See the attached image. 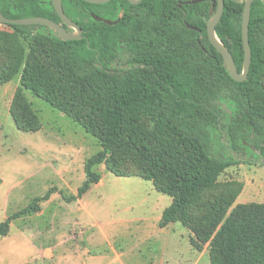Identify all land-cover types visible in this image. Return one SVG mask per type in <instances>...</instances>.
I'll return each instance as SVG.
<instances>
[{"label": "trees", "instance_id": "obj_1", "mask_svg": "<svg viewBox=\"0 0 264 264\" xmlns=\"http://www.w3.org/2000/svg\"><path fill=\"white\" fill-rule=\"evenodd\" d=\"M187 1L61 0L83 37L65 41L46 25L8 24L33 36V47L27 58L21 52L13 63H8L12 53L4 51L0 76L7 78L23 64V83L98 139L101 150L85 162L80 195L100 181L94 167L107 161L118 175L151 180L157 191L171 197L160 226L180 221L202 243L211 240V264H264V204L236 206L216 231L242 188L236 181L219 184L217 172L239 163L264 165V112L252 102L257 95L264 99V4L253 1L252 61L247 79L237 81L208 38L207 22L216 12V0ZM0 6L6 17H48L73 31L52 0H0ZM243 8L225 0L216 26L239 72L244 61ZM47 50L53 58L44 57L47 65L36 66L35 52L45 56ZM125 51L133 53L136 63L126 69L111 67L112 59ZM223 102L233 105L231 118ZM10 111L20 130L41 128L22 93L16 94ZM123 150L137 157V171L110 164ZM171 151H176V160H169ZM9 229V220L0 222V236ZM196 239L192 243L201 250Z\"/></svg>", "mask_w": 264, "mask_h": 264}, {"label": "rangeland", "instance_id": "obj_2", "mask_svg": "<svg viewBox=\"0 0 264 264\" xmlns=\"http://www.w3.org/2000/svg\"><path fill=\"white\" fill-rule=\"evenodd\" d=\"M190 1L186 3H192ZM230 1L235 4L245 2ZM32 47L33 36L28 37L26 33L0 22V65L5 62L4 51L12 53L8 63H13L21 52L24 59L27 58ZM34 57V64L39 66L47 65L44 57L53 58V55L48 51L42 56L36 51ZM133 57L132 52L125 51L113 58L110 65L115 69L132 67L136 63ZM22 65L16 72H8L7 78L0 76V222L10 221L8 234L0 236V264H61L65 253L76 250L77 245L86 247L90 238L104 239L109 248L111 245L116 250H123L128 242L116 232L124 235L123 229L127 227L120 220L125 218H137L136 224L146 219L151 233L161 235L170 231L168 234L172 239H168L175 247L166 252L167 264H195V253L198 256L196 264H211V240L202 243L180 221L171 222L165 228L160 226L158 217L172 198L157 191L151 180L118 175L104 161L94 167L101 174L100 181L79 194L78 190L86 180L85 162L101 150V145L82 125L52 107L23 83ZM18 92L25 96L38 115L39 130L22 131L17 127L10 110ZM252 102L257 110L264 112L261 96H255ZM221 104L231 118L233 105L230 102ZM118 153L110 160L111 165L118 170L139 169L134 166L137 157L134 160L128 150ZM174 153L176 151H171L170 161L176 160ZM231 181L242 183V188L216 231L236 206L264 204V165L239 163L217 172L216 182L219 184ZM61 204L83 209L88 218L93 217L95 221L76 224L72 215L67 216V210L58 208ZM22 210L25 211L23 214L13 217ZM194 237L199 245L202 244L201 250L193 245ZM55 238L63 239L58 241ZM63 246L65 253L64 248L61 249ZM99 247L104 249L105 245ZM140 249L147 252L146 246Z\"/></svg>", "mask_w": 264, "mask_h": 264}, {"label": "crops", "instance_id": "obj_3", "mask_svg": "<svg viewBox=\"0 0 264 264\" xmlns=\"http://www.w3.org/2000/svg\"><path fill=\"white\" fill-rule=\"evenodd\" d=\"M74 204H77V202H75ZM68 206L69 207L61 204L58 206V208L67 210V216L72 215L76 224H79L81 222L93 223V221H95L93 217L88 218L85 210L75 209V207H72V205ZM71 208H74V211H72ZM80 213L83 214L78 215ZM54 215H56V213H54L53 216ZM76 215L77 218H75ZM158 218L160 220L161 214ZM136 219L137 218H125L123 220H120L121 224H123L127 228L123 229L124 235H122L121 231V236L117 232L116 234L119 237H122L125 242H128V244L126 243L127 246L125 249L116 250L112 248L111 245L109 248L108 242L104 239L98 240V238H90L86 241V247L81 248L77 245V249H71L69 253H65L66 245L63 246L61 249L64 248L63 251L65 254L61 258V260L64 261L61 264H167L168 260L166 252L169 251L170 248L175 247L174 242L168 239L171 238V234H168L170 231L167 234L163 233L164 236L162 233H160L161 235L156 234L155 232L151 233L150 227L147 223H145L146 219H143V221L141 220V223L139 224L134 223ZM133 229H135V231H133ZM174 232H176V229L174 230ZM142 233L143 236L140 237ZM56 236L59 237L61 235L57 234ZM55 239L60 241L63 238ZM100 244H104L105 248L101 249L99 247ZM142 246L147 247V252H144L140 249ZM195 257L197 260V253H195ZM196 260L195 264L197 262Z\"/></svg>", "mask_w": 264, "mask_h": 264}, {"label": "water", "instance_id": "obj_4", "mask_svg": "<svg viewBox=\"0 0 264 264\" xmlns=\"http://www.w3.org/2000/svg\"><path fill=\"white\" fill-rule=\"evenodd\" d=\"M54 8L58 15L60 16L62 22L73 29V31H69L66 27L62 24L43 16H32V17H24V18H9L6 17L2 11L0 6V22L4 24H18V25H33V24H41L46 25L52 28L57 35L67 41V40H79L83 37L82 28L73 21L64 11L62 7L61 0H52ZM89 3L94 4H104L111 0H84ZM132 4H138L142 0H129ZM197 1L201 0H192L190 2L196 3ZM254 0H245L243 14H242V39H243V47H244V61H243V70L239 72L235 59L228 49L217 37L216 35V26L219 23L223 12H224V5L225 0H216L217 9L215 14L212 16L211 19L207 22V34L209 41L211 44L222 54L227 69L231 75V77L237 81H245L248 77V73L250 70V65L252 61V49L250 45L249 39V27H250V19H251V11H252V4ZM264 4V0H261ZM97 20L104 21L106 23H112L108 19H103L100 17H96Z\"/></svg>", "mask_w": 264, "mask_h": 264}]
</instances>
